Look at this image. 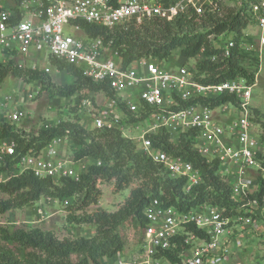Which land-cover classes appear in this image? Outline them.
Segmentation results:
<instances>
[{"label":"built area","instance_id":"built-area-1","mask_svg":"<svg viewBox=\"0 0 264 264\" xmlns=\"http://www.w3.org/2000/svg\"><path fill=\"white\" fill-rule=\"evenodd\" d=\"M216 11L214 2L200 4L195 0H176L169 5L161 0H117L116 4L111 0H20L16 12L0 11V64L11 63L33 70L46 64L43 70L49 73L54 67L50 59H55L59 64L78 68L94 83L106 84L110 95L97 93L103 101L93 100L92 104V98H87L77 105L82 127L89 124L95 130L138 131L139 136L130 138L136 150L162 165L171 179H183L185 194L201 183L198 170L181 156H169L153 147L150 136L159 129L172 141V137L187 139L194 134L191 149L206 163H215L216 174L229 184L231 197L238 203L232 216H226L223 208L207 204L181 211L163 207L158 199L149 200L142 211L144 260L141 264L161 261L230 264L234 247L241 245L247 235L264 233V195L260 199L250 198L258 192V178L264 181V168L259 160V155H264V143L253 121L252 86L240 78L199 84L183 67L172 71L160 62L145 58L123 68L111 43L89 37L77 22L112 29L144 19L171 22L190 12L199 17ZM249 13L264 32V0H254ZM209 39L213 49L220 50L223 57L228 56L233 46L228 32ZM216 59L214 55L210 61ZM54 69L56 73L63 72L58 67ZM221 96H231L235 103L223 102L214 107L202 102L184 105L191 100H215ZM22 117H25L23 112L16 110L8 120L17 122ZM63 143V138H53L38 154L21 156L12 174L0 172V184L25 171L56 183L62 178L78 181L86 165L61 155ZM15 151L14 140L0 139V164ZM93 163L101 164L92 159ZM38 215H41L39 210ZM231 222L235 224L230 226ZM189 226H194L203 237L188 231ZM177 239L185 246L177 254L178 261L172 262L166 254L176 248ZM115 264L126 262L115 259Z\"/></svg>","mask_w":264,"mask_h":264},{"label":"trees","instance_id":"trees-1","mask_svg":"<svg viewBox=\"0 0 264 264\" xmlns=\"http://www.w3.org/2000/svg\"><path fill=\"white\" fill-rule=\"evenodd\" d=\"M19 1L15 0L11 7L4 8L0 0V11L11 9L16 12ZM116 1L111 0V3L116 4ZM175 1L161 0L164 5ZM253 1L239 0V9L230 10L224 16H219L217 11L199 17L190 12L189 15H179L171 22L152 18L129 23L123 27L115 26L112 29L77 23L89 37L100 38L104 44L110 42L111 47L116 49L123 68L140 58L167 62L171 53L177 48H180V54L185 59L195 58L202 50L204 59L198 61L194 69H188L193 81L199 84H216L240 78L247 85H252L254 74L247 71L242 64L245 52L241 47V40L242 31L250 18L249 6ZM224 32L230 34L233 42L226 57L222 56L220 50L212 48L209 39L210 36H218ZM214 55L217 59L210 61ZM50 65L58 67L60 71L75 79L72 85L51 89L55 95L71 97L76 94L81 99L79 92L83 90L91 93L103 92L105 95L111 93L105 83L92 82L72 65L59 64L55 59H50ZM7 75L27 83L40 80L43 90L52 88L47 74L40 70L18 68L11 63L5 66L0 64V82ZM195 102L214 107L223 102L235 103V100L231 96H221L215 100H191L184 105ZM91 103L94 104L93 99ZM74 117L75 122L69 120L60 122L52 128L41 129L32 136L15 129L12 125L0 126V139L10 138L16 143L15 154L5 157L0 164V172L13 173L21 156L26 153L38 154L47 143L58 137L69 139L79 147L74 161L91 158L101 162L100 165L93 163L88 166L78 181L62 178L56 183L48 177L38 178L30 171L10 177L5 183L0 184V193L6 196V199H0V214L20 209L40 197L61 199L79 194H82V197L76 209L83 210L89 205L98 203L100 191L97 185L101 182L114 180L115 192L127 188L133 180L140 181V184L131 190L123 205L114 213L109 214L97 209L90 215L66 218L68 223L94 225L95 235L92 238L59 239L51 232L39 228L4 234L3 240L27 252L18 258L8 249L0 247V264H100L102 258H112L122 251L125 245V228L133 224L134 227L142 230L143 237L142 211L151 199H158L163 207L171 206L181 211L208 204L225 209L226 216L234 213L238 203L231 197L229 184L216 174L215 163H206L191 149L194 134L187 139L179 137L177 143L170 142L168 134L162 129L150 136L153 147L160 148L169 156H181L198 170L201 183L189 194H185L182 190L183 179H171L162 165L154 163L138 152L133 142L123 137L119 130L94 129L96 134L91 135L79 124L77 105L74 108ZM253 121L258 126L259 120L254 118ZM261 140L264 143L262 134ZM259 160L264 168V155H259ZM258 179L261 181L260 178ZM263 195L264 187L261 185L258 192L250 198L260 199ZM187 230L203 237L194 226H189ZM176 243V248L166 254L172 262L178 261L177 254L185 246L180 239H177Z\"/></svg>","mask_w":264,"mask_h":264},{"label":"rangeland","instance_id":"rangeland-1","mask_svg":"<svg viewBox=\"0 0 264 264\" xmlns=\"http://www.w3.org/2000/svg\"><path fill=\"white\" fill-rule=\"evenodd\" d=\"M200 3L202 1H212L217 6L219 16H224L230 10L237 11L240 7L239 0H195ZM4 8L11 7L15 0H2ZM249 18V14L247 13ZM123 27V26H121ZM241 46L244 47L245 57L242 62L244 68L254 74V83L251 85L250 105L253 116L259 120V128L256 131L262 132L264 135V32L252 22L251 18L247 21V26L244 28ZM175 55L183 60L182 65L171 67L170 70L177 71L180 67L185 69H194L198 61L204 59L202 54L195 58L184 59L180 54V48H177ZM164 67L172 66L171 62H160ZM6 65V64H5ZM3 65V66H5ZM46 64H41L39 69L51 81V87L41 89L42 84L40 80L31 81L29 83L23 82L21 79L14 78L7 75L0 82V126L8 124L14 126L15 129L28 134L35 135L39 130L52 128L60 122L72 121L75 122L74 108L79 105L84 99L91 97L96 99L97 103L101 102L99 94L91 93L86 90L79 92L78 95L71 97H63L55 95L51 92L53 88H61L72 85L75 82L73 76L62 72L56 73L54 67H51L49 73H46L43 68ZM26 68V67H22ZM9 98V100H5ZM16 110H21L25 117H22L17 122H10L8 117ZM256 111L257 113L255 114ZM86 130L89 134H96L95 130L87 124ZM121 134L128 137L139 136L136 130L125 129ZM122 135V136H123ZM123 136V137H124ZM127 138V139H128ZM175 143V140L172 137ZM177 143V142H176ZM66 149V158L74 161L75 153L79 147L71 142V140H64ZM82 163L86 165L84 171L91 165L89 158L81 159ZM75 162V161H74ZM76 164L74 167H77ZM9 174H12L10 172ZM261 179V178H260ZM114 180L109 182H101L97 185L100 191L98 203L96 205H89L83 210H77L82 194L73 195L68 198H51L40 197L37 201L29 203L20 209L6 211L0 214V247H4L10 251L14 256L21 258L27 252L15 246L11 242L3 240L4 234H12L15 231H28L33 228H39L42 231L51 232L56 238H77L85 237L92 238L95 235V226L92 224H75L68 223L66 218L68 216L83 217L90 215L97 209H101L106 213H114L120 208L124 200L129 196L131 190L136 188L140 181L133 180L131 184L118 192L114 191ZM264 187V181L258 179V186ZM259 190V188H258ZM0 199H6V196L0 193ZM208 205V204H207ZM210 206V205H209ZM213 207V206H210ZM38 210L41 215L38 216ZM236 214L235 212L229 216ZM232 219H234L232 217ZM235 223L231 222L230 226ZM125 245L115 258L105 257L100 260V264H115V259L122 260L126 264H141L144 260V254L141 249L142 245V230L130 225L124 229ZM234 253L230 264H264V233L247 235L246 239L239 246L234 247ZM169 259V258H168ZM170 260V259H169ZM171 261V260H170ZM158 264H167L161 261Z\"/></svg>","mask_w":264,"mask_h":264},{"label":"crops","instance_id":"crops-1","mask_svg":"<svg viewBox=\"0 0 264 264\" xmlns=\"http://www.w3.org/2000/svg\"><path fill=\"white\" fill-rule=\"evenodd\" d=\"M1 6H4V4H3V2H2V0H1ZM11 10V9H10ZM175 51H176V49L171 53V55H170V57H169V59H168V61L167 62H171L172 63V66H165V67H167V68H169V69H171V67H173V68H175L174 66H178L179 64L180 65H182V63H183V60L180 58L179 59V57H177L176 55H175ZM184 58V57H183ZM185 59V58H184ZM94 101H96V99L95 98H93V97H91ZM99 98H101V101H103V97L102 96H100L99 95ZM64 140H66V139H64ZM68 141H69V139H67ZM65 153H66V149H65V146H64V143H63V145H62V147H60V154L61 155H63L65 158H66V155H65ZM91 161H92V159L91 158H89ZM80 161V160H79ZM80 162H83V161H80ZM79 163V162H78ZM91 164H92V162H91ZM38 216H40V215H38Z\"/></svg>","mask_w":264,"mask_h":264}]
</instances>
